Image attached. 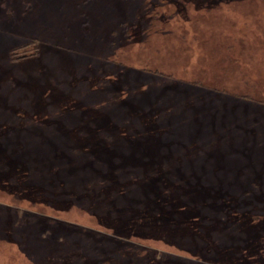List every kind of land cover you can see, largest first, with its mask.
Here are the masks:
<instances>
[{"label":"rangeland","instance_id":"rangeland-1","mask_svg":"<svg viewBox=\"0 0 264 264\" xmlns=\"http://www.w3.org/2000/svg\"><path fill=\"white\" fill-rule=\"evenodd\" d=\"M0 264H264V0H0Z\"/></svg>","mask_w":264,"mask_h":264},{"label":"trees","instance_id":"trees-1","mask_svg":"<svg viewBox=\"0 0 264 264\" xmlns=\"http://www.w3.org/2000/svg\"><path fill=\"white\" fill-rule=\"evenodd\" d=\"M34 55V54H33ZM32 56V54L31 55H29V56H27L26 58H28V57H31Z\"/></svg>","mask_w":264,"mask_h":264}]
</instances>
